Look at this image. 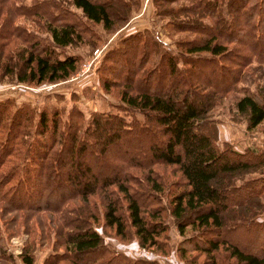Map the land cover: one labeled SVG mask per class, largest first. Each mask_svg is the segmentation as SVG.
<instances>
[{"label": "trees", "instance_id": "16d2710c", "mask_svg": "<svg viewBox=\"0 0 264 264\" xmlns=\"http://www.w3.org/2000/svg\"><path fill=\"white\" fill-rule=\"evenodd\" d=\"M131 4L0 0V74L25 83L68 77L79 56L57 55L55 46L75 44L90 31L81 16L108 29L128 19ZM3 6L12 7V16H32L50 41L14 23L9 10L2 17ZM155 12L170 15L167 28L194 35L176 39L173 51L151 31L136 30L108 49L98 75L105 90L116 89L114 111H92L83 119L72 106L62 119L56 109L35 114L25 102L0 101V211L55 214L49 227L63 250L44 264H158L121 253L102 233L112 229L163 252L166 215L182 236L177 254L189 264L200 255L201 264H219V256L223 264H264V217L257 219L264 152L218 142L210 117L242 67L252 59L264 64V0H189ZM176 14L182 17L175 20ZM13 38L22 45H11ZM234 107L248 129L264 119L255 92L243 93ZM157 165L171 166L177 176L167 183ZM252 172L258 175L244 177ZM98 216L101 233L94 225ZM29 248L20 255L25 264L33 260Z\"/></svg>", "mask_w": 264, "mask_h": 264}, {"label": "rangeland", "instance_id": "374dc122", "mask_svg": "<svg viewBox=\"0 0 264 264\" xmlns=\"http://www.w3.org/2000/svg\"><path fill=\"white\" fill-rule=\"evenodd\" d=\"M21 1L26 2V4L30 2V0ZM130 1L132 3L129 6L131 10L128 19L125 21L117 22L111 28L105 29L100 21H87L81 16V22L84 25L86 24L87 26H85L90 31L84 34L82 39L75 44L62 47L55 46L57 55L72 53L79 56L76 70L68 77L54 82L25 83L16 81L13 76L0 74V101L10 99L14 104L25 102L33 106L35 114L41 108L46 109L48 112L56 109L62 119L72 106L81 110L83 119H86L92 111H114L115 108L112 104L119 102L116 89L105 90L98 75L101 59L108 49L114 47L121 38L136 30L147 29L151 31L166 44L165 46L168 49L173 51L177 50L176 39L194 35L191 31L167 28L165 23L170 15L166 13L157 14L155 12L157 7H162L166 10L168 7L188 4L189 0H172L168 2H158L159 0ZM63 4L66 5L65 3ZM68 7L74 14L81 15L79 9L71 4ZM1 10L2 17H5L6 10H9L10 18L14 19V23L23 27V29L33 30L43 42L45 40L50 41L48 33L39 31L31 21L32 16H12L13 10L11 6H3ZM17 12L20 11L17 10ZM102 13V9L98 8L99 18ZM173 16L175 20L182 17L179 14ZM202 19L203 21H208V18L203 17ZM41 20L43 21V19ZM41 20L40 22H42ZM12 44L22 45L20 41L14 38L12 39ZM13 55L16 56V54ZM239 74L241 78L237 81L234 89L225 92L221 97L217 98L210 110V117L216 126L217 141L227 142L235 149L250 148L257 152H264V119L253 128L248 129L245 116L236 111L234 107V100L247 92H255L258 100L264 102V64H257L252 59L239 70ZM33 118L36 120L35 115ZM154 168L167 183L177 176V173L172 172L173 168L171 166L157 165ZM257 175V172H252L244 177ZM262 175L264 176V169ZM258 198L263 207L261 213L257 216V219H260L264 217V190L260 192ZM165 200L163 194L162 201ZM23 213L22 211H0V248L3 250L2 255L0 254V264H25L20 255L29 245L33 258L31 264H44V259L49 254L63 250L55 244L53 226L52 229L49 227L53 223L51 219L55 217V214L44 210L29 213L31 215L27 216ZM165 218L168 224V238L166 249L163 252L140 247L136 240L131 237L121 239L113 234L112 229H106V233H102L103 239L111 247L130 257H144L154 260L158 264H189L187 260L180 258L176 251L177 244L182 236L176 231L171 217L166 215ZM96 222L94 225L101 233L100 216H98ZM194 254L196 253L191 252L188 255L192 256ZM219 254H222V251ZM218 259L219 264L225 262L222 256H219ZM201 260L202 255L197 256L196 262L191 264H201ZM58 264L69 263L61 261Z\"/></svg>", "mask_w": 264, "mask_h": 264}, {"label": "crops", "instance_id": "0c3cea01", "mask_svg": "<svg viewBox=\"0 0 264 264\" xmlns=\"http://www.w3.org/2000/svg\"><path fill=\"white\" fill-rule=\"evenodd\" d=\"M237 149H240L241 150V148H237Z\"/></svg>", "mask_w": 264, "mask_h": 264}]
</instances>
